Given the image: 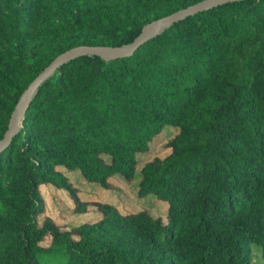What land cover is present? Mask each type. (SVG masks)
I'll use <instances>...</instances> for the list:
<instances>
[{
	"label": "trees",
	"instance_id": "trees-1",
	"mask_svg": "<svg viewBox=\"0 0 264 264\" xmlns=\"http://www.w3.org/2000/svg\"><path fill=\"white\" fill-rule=\"evenodd\" d=\"M197 1L0 0V138L57 54L125 46ZM166 125L170 151L145 160L136 185L167 202L165 221L94 199V219L39 222L42 183L67 189L83 212L65 171L105 188L114 174L130 180ZM252 243L264 264V0L171 21L129 56L70 59L34 89L0 149V264H253Z\"/></svg>",
	"mask_w": 264,
	"mask_h": 264
},
{
	"label": "rangeland",
	"instance_id": "rangeland-1",
	"mask_svg": "<svg viewBox=\"0 0 264 264\" xmlns=\"http://www.w3.org/2000/svg\"><path fill=\"white\" fill-rule=\"evenodd\" d=\"M175 126L166 125L158 134L149 141L148 148L137 153L139 159L135 174L132 179L127 180L121 174H114L109 178L110 186L102 187L97 183L87 182L77 170L67 172L64 167L59 169L65 171L69 179L77 186L81 200L88 202L85 211H78L72 201L67 189L57 187L50 183L40 185V194L44 204V213L39 217L41 223L45 216H50L54 222L63 229L76 225L85 220L94 219L97 216L94 199L109 201L116 204L120 209H139L145 207L153 215H160L165 219L167 202L158 198L153 192L146 195H137L136 185L140 178V166L155 155L164 156L170 149L167 145L168 138L175 133ZM165 221V220H164ZM48 238H46L47 240ZM253 264L262 263L260 246L251 244Z\"/></svg>",
	"mask_w": 264,
	"mask_h": 264
},
{
	"label": "water",
	"instance_id": "water-1",
	"mask_svg": "<svg viewBox=\"0 0 264 264\" xmlns=\"http://www.w3.org/2000/svg\"><path fill=\"white\" fill-rule=\"evenodd\" d=\"M231 0H200L193 4L187 5L183 8L177 9L172 13L159 17L152 21L145 23L140 33L132 40L129 44L122 47H112L107 45H86L80 44L73 47H70L63 52L57 54L26 86L23 92L20 94L15 107L10 115L8 126L4 132V135L0 138V149L5 147L11 137L15 134L17 126L20 122L22 112L25 110L28 101L34 91V89L39 86L42 81L49 77L56 68L65 62L73 59L83 53H92L100 55L106 60L129 56L133 51L142 43L147 41L151 36L154 35L159 29L165 26L171 21H175L179 18H182L186 15L202 11L204 9L216 6L218 4L225 3Z\"/></svg>",
	"mask_w": 264,
	"mask_h": 264
}]
</instances>
